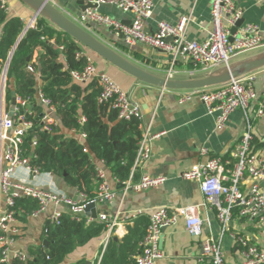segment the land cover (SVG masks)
Instances as JSON below:
<instances>
[{
  "label": "built area",
  "instance_id": "obj_1",
  "mask_svg": "<svg viewBox=\"0 0 264 264\" xmlns=\"http://www.w3.org/2000/svg\"><path fill=\"white\" fill-rule=\"evenodd\" d=\"M237 1L213 0L212 31L208 39L202 42L187 40L188 17H183L176 25L160 22L156 32L148 33L146 28L153 17V0H90L95 7L86 9L76 21L77 25L84 30L90 23L107 26L115 35L123 39L127 47L143 45L171 54L173 61L167 75V79H171L175 73L173 66L179 57L191 59L194 67L189 74L193 76L198 71L229 68L231 62L239 56L264 46L262 31L256 24L242 25L233 35V41L230 40L232 28L243 17V10ZM0 2L1 8L8 12L7 0H0ZM262 3L264 5V0ZM106 5L117 7L131 14L132 22L126 24L102 14L99 8ZM39 17L34 15L27 22V30L37 28ZM24 34L22 33L20 39ZM52 43H54L53 40ZM16 46L0 67V263L12 264L15 260L22 262L28 260L27 253L16 247L22 237V229L17 218L19 211L15 208L16 200L25 197L38 203V208L31 214V217L37 218L51 210L47 222L52 225H58L64 214H68L72 220L76 221L85 217L87 224L95 221L106 223L108 230L101 243L98 260L100 264L109 241L114 236V230L120 217V212L114 218H110L107 213H102L96 220L84 215L85 208L89 204L112 205L116 200L117 193L108 181L104 162L101 161V164L97 166L99 188L94 199H87V195L78 190V198H72L52 188L46 189L38 184L15 179L20 170L31 174L34 179L52 175L42 173L39 168L31 164V158L35 155L33 153L27 155L25 142L37 123L40 125V131L46 132H51L59 124L56 106L44 95L39 77H37V92L34 96L24 97L15 94L11 103L8 104V72ZM92 56V53H86L83 50L77 54L78 59L85 58L86 65L82 70L71 73L74 80L84 84L97 80L101 88L99 103L110 104L111 108L118 111L120 120L139 122L142 132L130 177L120 184L123 195L161 187L166 182L164 177L143 175L138 180L135 179L136 175L152 159L153 143L160 138L161 134L151 132V124L146 122L141 104L132 101L129 94L118 83L107 74L101 73ZM36 62L37 58L33 56L26 68L30 73H36L34 67ZM255 84L256 77L251 73L225 85L188 91L180 98V104H183L195 96L199 97L206 106L208 114H216L217 130H222L228 125L231 114L236 110H242L246 118L247 131L232 150L230 159L211 156L207 148H202L201 153L208 156V159L180 175L181 179L198 184L206 204L217 212L222 236L229 232L236 209L239 210L240 218L252 220L259 226L264 225V187L259 185L264 182V148L257 151L254 149L252 116L249 114L252 106L260 98ZM34 106L39 107L40 112H37ZM256 116H264V100L258 105ZM79 122L83 125L86 118L81 117ZM70 133L78 136L80 143L84 145V152L88 153L89 149L85 145L87 133H78L77 130H71ZM38 146L35 135L32 138L31 148L35 150ZM247 178L253 181L248 191L243 190ZM142 215H144L143 211L130 212L127 213L125 219H137ZM148 218L149 227L142 244L143 251L137 258V264H156L164 257L161 247L162 233L176 224L180 218H184L186 230L190 236L197 238L203 235L205 220L196 213V208L170 210L167 207H161L151 212ZM230 236L242 248L244 264H264V248L253 244L244 236L236 234H230ZM198 263L227 264L222 241L213 236L205 238L201 244Z\"/></svg>",
  "mask_w": 264,
  "mask_h": 264
},
{
  "label": "crops",
  "instance_id": "obj_2",
  "mask_svg": "<svg viewBox=\"0 0 264 264\" xmlns=\"http://www.w3.org/2000/svg\"><path fill=\"white\" fill-rule=\"evenodd\" d=\"M7 2L8 13L21 18L26 24L35 15V12L20 0H7ZM51 2L77 24V18L84 12V5L81 2H85L86 5L90 0H51ZM153 2V17L146 28L148 33L156 32L160 22L176 25L183 17H188L187 40L202 42L208 39L213 27L211 17L213 0H153ZM237 3L243 10V25H258L264 39V5L262 0H238ZM99 10L102 14L117 21L126 24L132 22V15L117 7L106 5L101 6ZM49 24L52 26L50 22ZM85 28L102 43L138 67L158 77L167 78L173 61L171 54L143 45L127 47L120 36L115 35L110 28L104 25L90 23ZM81 47L86 53H92L84 46L81 45ZM259 49H262L260 52H264V46ZM38 55V52L34 54L36 58ZM92 55L98 70L118 83L129 94L132 101L141 104L146 122L151 124V132L161 134L160 138L153 143L152 159L138 173L139 178L143 175L166 178L165 184L161 187L141 193L130 192L123 195L120 183L104 166L108 181L116 191L117 197L112 205L98 204L96 207L98 215L107 213L110 218H114L120 212L114 236L119 239L123 238L127 234L128 225H133L135 219L126 220L127 213L143 211L145 216H149L151 212L161 207H167L170 210L196 208V213L205 220L203 235L197 238L190 236L186 230L184 218H180L176 224L163 231L161 247L164 257L156 264H199L198 256L201 253L202 241L209 236L222 241L227 264H244L245 261L242 248L230 234L244 236L253 244L264 248V225L259 226L252 220L238 216L231 221L229 232L222 236L217 212L206 204L198 184L180 178L183 172L208 159V156L201 153L202 148H207L211 156L230 159L232 150L247 131L243 111L233 112L228 125L222 130H217L216 114L209 115L206 106L199 97L195 96L190 101L180 104V98L188 93L187 90H167L145 84L104 59L93 53ZM252 55L245 59L256 56ZM239 58L240 56L234 61ZM193 67V62L189 57H179L173 66L175 73L171 79L202 78L212 72L198 71L191 76L189 71ZM253 74L256 77L255 86L260 93V98L249 111L252 116V133L255 140L264 143V116H256L257 107L264 100V68ZM39 83L42 85V81ZM15 179L25 183L38 184L46 189L52 188L72 198H78L75 188L66 185L60 178L53 175L34 179L31 174L20 170ZM252 185L251 178H247L243 190L248 191ZM259 185L264 187V182ZM49 212L37 218L28 216L26 222L19 220L22 237L16 244L18 249L27 252L29 248L40 245ZM102 240L103 238L94 239L83 247L77 248L68 256L70 259L68 260L67 257L63 264H77L83 260L87 264H98Z\"/></svg>",
  "mask_w": 264,
  "mask_h": 264
},
{
  "label": "trees",
  "instance_id": "obj_3",
  "mask_svg": "<svg viewBox=\"0 0 264 264\" xmlns=\"http://www.w3.org/2000/svg\"><path fill=\"white\" fill-rule=\"evenodd\" d=\"M25 28L26 22L3 10L0 2V67L18 44ZM81 51V45L72 37L52 27L46 19L38 18L37 28L27 30L14 52L8 72L7 101L10 104L15 94L34 96L37 77L41 79L44 95L56 106L59 124L51 132H46L40 131L37 123L26 139V153L36 156L31 158V164L42 173L52 174L85 193L87 199H94L99 188L97 166L101 161L120 184L129 179L142 132L139 122L120 120L118 111L110 104L99 103L101 88L97 80L88 84L74 80L71 73L86 65L85 58H77ZM36 52L39 55L33 74L26 68ZM34 108L40 112L39 107ZM81 117L86 118L83 125L79 122ZM71 130L87 133L85 145L88 153L84 152V145L78 136L70 133ZM35 135L39 146L33 150L31 144ZM253 146L257 151L264 148V143L254 139ZM135 179H139L138 174ZM15 208L19 211L18 220L26 222L38 208V203L22 197L16 200ZM238 216L239 210L236 209L234 218ZM148 227L149 218L142 215L133 221L132 226L128 225L123 238L111 237L100 264H137ZM107 230L106 223L87 224L85 217L76 221L64 214L58 225L47 222L40 245L27 250L26 262L15 260L12 264H63L77 248L104 238ZM44 241L49 243L48 247L44 246ZM77 264L87 263L83 260Z\"/></svg>",
  "mask_w": 264,
  "mask_h": 264
},
{
  "label": "water",
  "instance_id": "obj_4",
  "mask_svg": "<svg viewBox=\"0 0 264 264\" xmlns=\"http://www.w3.org/2000/svg\"><path fill=\"white\" fill-rule=\"evenodd\" d=\"M23 4L31 8L35 15L40 16L52 24V27L68 34L76 42L90 50L94 55L104 59L113 66L124 71L128 75L132 76L136 80L145 84L159 87L167 90H197L204 88L217 87L228 84L234 79H239L245 75L254 73L264 68V52L242 61L235 63L229 68H222L212 71L206 74L202 78H192L187 80H173L158 77L150 72L138 67L126 57L116 52L111 47L105 45L92 34L81 28L79 25L70 20L64 15L51 0H20ZM84 5V11L91 8L90 2L85 5V2H81ZM95 7V6H94ZM244 24V21L239 20L235 27L232 28V35L230 40L233 41V35L238 32V29ZM27 31V27L23 31V34ZM21 40V39H20ZM19 40V42H20ZM18 42V44H19ZM18 44L16 50L18 49ZM30 60V59H29ZM84 215L93 219L98 218L96 204L92 203L86 206ZM45 247H48L47 241L43 242ZM42 254V249L38 250Z\"/></svg>",
  "mask_w": 264,
  "mask_h": 264
},
{
  "label": "rangeland",
  "instance_id": "obj_5",
  "mask_svg": "<svg viewBox=\"0 0 264 264\" xmlns=\"http://www.w3.org/2000/svg\"><path fill=\"white\" fill-rule=\"evenodd\" d=\"M260 51H262V49H257V50H255V51H252V52H249V53H246V54H243V56L241 55L240 56V58L238 59V60H236V61H232L231 62V66H233L235 63H237V62H239V61H242V59H245L246 57H249L251 54H253V55H257V54H259V53H262V52H260ZM252 55V56H253ZM251 57V56H250ZM70 259V257H68V260Z\"/></svg>",
  "mask_w": 264,
  "mask_h": 264
}]
</instances>
